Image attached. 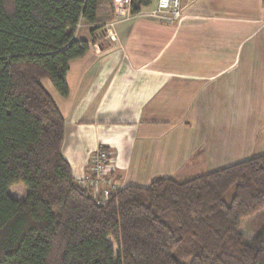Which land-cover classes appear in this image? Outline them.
Masks as SVG:
<instances>
[{
	"label": "trees",
	"instance_id": "trees-1",
	"mask_svg": "<svg viewBox=\"0 0 264 264\" xmlns=\"http://www.w3.org/2000/svg\"><path fill=\"white\" fill-rule=\"evenodd\" d=\"M112 2L0 0V264H264V225L249 220L264 211V153L185 181L119 186L104 202L74 178L66 119L43 81L69 95L70 61L90 49L77 26L92 25L95 43ZM151 3L132 0L131 13ZM18 184L23 200L10 194Z\"/></svg>",
	"mask_w": 264,
	"mask_h": 264
},
{
	"label": "crops",
	"instance_id": "crops-1",
	"mask_svg": "<svg viewBox=\"0 0 264 264\" xmlns=\"http://www.w3.org/2000/svg\"><path fill=\"white\" fill-rule=\"evenodd\" d=\"M156 4L104 19L95 43L82 21L75 38L90 49L70 61L69 95L46 87L66 119L62 152L77 182L101 148L121 187L264 153V0L185 1L176 23L155 16Z\"/></svg>",
	"mask_w": 264,
	"mask_h": 264
},
{
	"label": "built area",
	"instance_id": "built-area-1",
	"mask_svg": "<svg viewBox=\"0 0 264 264\" xmlns=\"http://www.w3.org/2000/svg\"><path fill=\"white\" fill-rule=\"evenodd\" d=\"M185 1L157 0L154 15L166 23L179 22L183 17ZM112 4L116 14L131 13L132 0H113ZM88 169L78 184L88 188L96 198L104 202L119 188L111 175L114 171L112 152L104 149L93 152Z\"/></svg>",
	"mask_w": 264,
	"mask_h": 264
},
{
	"label": "rangeland",
	"instance_id": "rangeland-1",
	"mask_svg": "<svg viewBox=\"0 0 264 264\" xmlns=\"http://www.w3.org/2000/svg\"><path fill=\"white\" fill-rule=\"evenodd\" d=\"M190 1H193V0H186V2H190ZM104 8L106 10L109 9V5L105 4L104 3ZM153 8V7H152ZM115 12V11H114ZM132 16V13L130 14H116L115 13V18L117 17H123V18H130ZM82 23V22H81ZM79 23V25L77 26V30H79L81 27H82V24ZM109 26V25H108ZM86 31V30H85ZM111 32V31H110ZM44 84H45V87H47L48 84H51V81L49 79H45L44 80ZM102 149V148H101ZM97 151V150H96ZM95 152V151H94ZM111 175H113V172L111 173ZM82 180V178L80 179ZM10 194L12 197L18 199V200H23L26 195H27V189L22 185V184H18V185H15L13 186L11 189H10ZM251 224H253V226L255 227V231H257L258 229H260L262 227V225H264V211L260 212L257 216L253 217V218H250L249 219ZM248 221V220H247ZM247 221H244L243 224ZM247 226L249 227L248 229L250 230L252 228V226L250 227V223H247ZM244 228V227H243ZM244 231H246V229L244 228Z\"/></svg>",
	"mask_w": 264,
	"mask_h": 264
}]
</instances>
